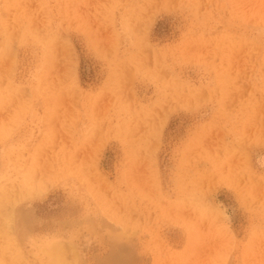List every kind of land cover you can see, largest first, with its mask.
Here are the masks:
<instances>
[{"label": "rangeland", "instance_id": "rangeland-1", "mask_svg": "<svg viewBox=\"0 0 264 264\" xmlns=\"http://www.w3.org/2000/svg\"><path fill=\"white\" fill-rule=\"evenodd\" d=\"M0 188V264H264V0H0Z\"/></svg>", "mask_w": 264, "mask_h": 264}, {"label": "bare ground", "instance_id": "bare-ground-1", "mask_svg": "<svg viewBox=\"0 0 264 264\" xmlns=\"http://www.w3.org/2000/svg\"><path fill=\"white\" fill-rule=\"evenodd\" d=\"M28 165V164H27ZM25 172V171H24ZM26 173V172H25ZM29 173V172H28ZM29 175H32V174H29ZM27 178V177H26ZM29 178H31L30 176H29ZM28 179V178H27ZM26 179V180H27ZM31 179H33V177L31 178ZM30 179V180H31ZM10 180V179H9ZM13 180V179H12ZM25 180V181H26ZM29 180V181H30ZM11 181V180H10ZM4 182V181H3ZM7 181H5V183H6ZM13 182V181H12ZM12 182H10V183H12ZM16 183V182H15ZM23 183V182H22ZM27 183V182H26ZM9 185V184H8ZM18 185V184H17ZM24 185V184H23ZM28 185H29V183H28ZM27 185V186H28ZM31 185H33V184H31ZM30 185V187H33V186H31ZM35 185V184H34ZM3 186V185H2ZM1 186V187H2ZM37 186V185H36ZM4 187V186H3ZM18 187H19V185H18ZM9 188H10V186H9ZM1 189V188H0ZM3 189V188H2ZM5 189V188H4ZM14 189V188H13ZM11 191V190H10ZM5 192V191H4ZM1 193H2V191H1ZM12 193H13V191H12ZM5 194V193H4ZM11 194V193H10ZM13 197H14V194H13ZM1 200H2V198H1ZM16 202V201H15ZM17 202H19V200L17 201ZM7 203V202H6ZM12 203H13V200H12ZM1 204V203H0ZM4 204V203H3ZM2 206V205H1ZM10 206H12L11 204H10ZM21 206V205H20ZM8 207H9V205H8ZM12 208L13 207H11V211H12ZM16 209V208H15ZM5 210V209H4ZM7 211H10L9 209H7ZM8 214H10V212L8 213ZM12 214V213H11ZM21 214V213H20ZM3 217V216H2ZM17 217V216H16ZM7 218V217H6ZM23 220V219H22ZM6 221H7V219H6ZM17 221V220H16ZM28 222V221H27ZM6 224V223H5ZM17 225V224H16ZM6 226V225H5ZM3 229V228H2ZM5 229V228H4ZM5 232V231H4ZM4 232H0V233H3L4 234ZM15 237V236H14ZM13 241H15V240H13ZM12 242V241H11ZM10 242V243H11ZM17 242H18V240H17ZM47 242V239H44V238H42L41 239V241H40V246H39V249H40V251L42 252V253H47V249L50 247V245L49 244H47L46 243ZM14 243V245H16L15 243L16 242H13ZM19 244V243H18ZM17 244V245H18ZM12 248H14V247H12ZM18 249H19V247H18ZM18 249H16V250H18ZM2 250H4V249H2ZM10 250H11V246H10ZM13 250V249H12ZM11 250V251H12ZM22 251V250H21ZM1 252V251H0ZM20 254H21V252H19ZM55 253H57V252H55ZM2 254V253H1ZM14 254V253H13ZM16 254V253H15ZM3 256V255H2ZM13 256V255H12ZM23 256V255H22ZM42 256V255H41ZM54 256V258H55V261H56V264H66L64 261H63V259L62 258H65V256L64 257H62L61 258V255H59V254H54L53 255ZM14 257V256H13ZM17 257V256H16ZM21 257V256H20ZM23 258L25 259V257L23 256ZM12 259V258H11ZM21 259V258H20ZM16 260V259H15ZM23 260V259H22ZM2 261V260H1ZM20 261V260H19ZM70 262V261H69ZM5 263V262H4ZM22 263V262H21Z\"/></svg>", "mask_w": 264, "mask_h": 264}]
</instances>
